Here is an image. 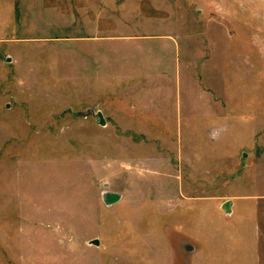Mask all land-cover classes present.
<instances>
[{
  "label": "rangeland",
  "instance_id": "rangeland-1",
  "mask_svg": "<svg viewBox=\"0 0 264 264\" xmlns=\"http://www.w3.org/2000/svg\"><path fill=\"white\" fill-rule=\"evenodd\" d=\"M0 264H264V0H0Z\"/></svg>",
  "mask_w": 264,
  "mask_h": 264
},
{
  "label": "water",
  "instance_id": "water-1",
  "mask_svg": "<svg viewBox=\"0 0 264 264\" xmlns=\"http://www.w3.org/2000/svg\"><path fill=\"white\" fill-rule=\"evenodd\" d=\"M230 204H231V201H227V202H225V203L222 205V209H223L225 212L230 211ZM93 243L97 245V244H98V241H97V240H94Z\"/></svg>",
  "mask_w": 264,
  "mask_h": 264
}]
</instances>
